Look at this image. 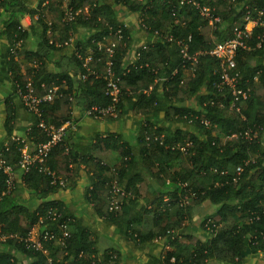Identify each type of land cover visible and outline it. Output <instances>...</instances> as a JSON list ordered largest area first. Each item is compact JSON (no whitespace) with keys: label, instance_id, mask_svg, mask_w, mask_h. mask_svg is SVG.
<instances>
[{"label":"trees","instance_id":"obj_1","mask_svg":"<svg viewBox=\"0 0 264 264\" xmlns=\"http://www.w3.org/2000/svg\"><path fill=\"white\" fill-rule=\"evenodd\" d=\"M195 1L213 9L221 22L210 24L199 8L181 0H38L34 8L21 0H0V51L5 49L10 75V90H0V157L13 171L9 187L0 169V264H119L118 249H98L87 212L99 223L115 219L127 194L140 192L132 185L143 186L144 173L154 178L158 194L130 218L126 234L134 245L158 237L170 241L174 247L163 254L162 264H241L247 255L264 252V64H252L264 53V13L248 40L251 49L235 56L238 86L249 88L238 111L230 107L231 89L221 84L220 61L209 54L243 23L245 5L255 17L257 10L264 11V0ZM123 11L139 18L125 23ZM48 13L57 22H49ZM26 15L33 19L28 25L22 21ZM139 30L149 38L134 48ZM29 38L36 43L28 44ZM105 39L112 40L110 56L100 45ZM177 41L186 44L194 60L182 58ZM19 56L28 62L24 70ZM109 61L120 75V96L115 116L103 120L136 129L137 156L116 130L86 139L77 135L76 114L98 121L85 113L113 104L100 76ZM53 87L55 96L38 105L39 113L24 105V94L42 96ZM16 98L29 115L27 128L21 127ZM41 121L55 128L67 121L75 125L44 163L54 178L39 164L27 171L18 164L23 144L15 138L34 151L47 140ZM247 130L249 140L226 138ZM108 150L116 152L118 164L102 161L101 152ZM78 173L86 176L80 209L58 198L75 188ZM113 178L126 195L116 212L108 210ZM204 201L214 212L198 222L199 234L178 241L181 223ZM172 209L174 221L169 220Z\"/></svg>","mask_w":264,"mask_h":264},{"label":"crops","instance_id":"obj_2","mask_svg":"<svg viewBox=\"0 0 264 264\" xmlns=\"http://www.w3.org/2000/svg\"><path fill=\"white\" fill-rule=\"evenodd\" d=\"M21 1L26 3L32 8L36 7L38 3V0H21ZM65 5L66 2H63L61 7L62 10L65 9L66 7ZM120 18L123 22L131 24L134 20H137L139 18V15L134 14L130 16H124V11H123ZM48 19H50L49 22H57L56 21L57 17L53 13H48ZM22 21L24 24L28 25L30 24V22H33V19H31L29 16L26 15L22 18ZM53 30L54 28L52 29V31ZM148 38L149 37L143 31L139 30L133 36L134 48L142 45L145 42V40H148ZM27 42L30 45L36 43L35 39L33 38H29ZM109 44L110 45L112 44V40L105 39L100 45L107 46ZM18 59L21 64L22 62H24L23 60H25L23 56H19ZM260 63L264 64V53L252 59V64L256 65ZM24 65L25 64L21 65L22 70H24L25 68ZM9 83H10V75L7 71L6 52L4 48H1L0 90H2L1 88H4L6 92L7 90L9 91L10 90ZM0 98L2 97L0 96ZM15 105L19 110L22 111L21 127L27 128L30 124V119H29V115L24 109L23 103L20 100H18V98H16ZM75 113H77V111H75ZM75 116L77 117V125H78L77 135L80 138L86 139L89 137V135L93 133H99L105 129H111L112 131L116 130L118 134L123 135V140L126 143L130 144L132 151L137 156L138 153V147L136 145L137 131L135 128L132 127V125L119 129L120 125L118 124L115 125L107 120L89 121L86 118L81 117L79 114H76ZM125 119L126 118L124 115L122 121H120V124ZM136 119L137 118H133L131 120L132 123H134ZM2 122H3V117L0 113V131L2 130L1 129ZM262 141L264 144V134ZM100 157L102 158V161H104L105 163L111 166L116 165L119 162L117 160L116 152L111 150L101 152ZM136 166L140 167V163H137ZM176 166L177 165H175V167ZM134 171H136L135 168ZM142 177L144 178V183H145L143 186H141L140 182H136L135 185H132L133 188H139L140 192L134 196L132 195L131 192L127 194L126 199L124 201V208L122 211L119 212V214L115 217V219L110 221L107 220L102 223H99L97 218L91 215L90 212H87L88 222L91 231L93 233V236L98 237V249L100 251L110 250L112 248L118 249L121 253L119 264H162L163 254L166 251L173 249L174 247L170 243V241H166V239L161 237L160 238L158 237L153 241L144 245L141 244L134 245V243L128 237V234H126V228L130 218L134 215L139 214V211H142L143 207L146 206V204L152 202L157 197L158 194V186L154 178H152L149 175H146L145 173L144 176ZM85 183H86V176L84 174L78 173V176L76 177L75 188L69 193L68 192L60 193L58 195V198L62 200H67V202L75 204V207L80 209L82 207V202H83V189ZM133 203H135V206H133ZM214 210L215 208L211 206L210 202L208 201H204L201 205L194 207L191 216L189 215V217L185 218L181 223V228H179V232L176 235L177 240L180 242H185L186 235L191 233L193 235L199 234L197 232L198 222L201 219H203L204 216L212 214ZM172 212L173 209L170 210V214H169L170 221H174L176 219ZM165 222H166V218L163 219L161 224L164 225ZM64 230L66 232H69V226H66ZM212 264H217V263L213 262ZM241 264H264V252L247 255L244 258L243 262H241Z\"/></svg>","mask_w":264,"mask_h":264},{"label":"built area","instance_id":"obj_3","mask_svg":"<svg viewBox=\"0 0 264 264\" xmlns=\"http://www.w3.org/2000/svg\"><path fill=\"white\" fill-rule=\"evenodd\" d=\"M181 2L189 3L192 6L199 8L200 15L202 16V18L207 20L210 24L221 22V17L215 15L213 9L199 5V3L196 2L195 0H181ZM263 13L264 11L262 9H259L257 10V14L254 17L253 8L250 5H245L243 11V17H242L243 23L239 26H234L232 29L231 36L223 40L222 42L215 43L211 48V50L209 51L210 55L216 57L220 61L221 84L231 89L232 100L230 107L235 108V110L237 111L239 110L238 103L240 102V100L246 98V96L249 93V88H242L238 86L239 74L238 72L235 71L236 68L235 56L237 51L240 49H244V50L251 49V47L248 44V40L251 37L252 30L256 26L261 25L260 22ZM167 38L169 39L170 37L168 36ZM177 43L179 44L180 47L179 53L182 56V58H186V59L190 58L193 60L195 59L194 57H191L187 54V46L184 42L177 41ZM259 45L260 44L258 43L257 47H259ZM106 49L109 52V56L112 55L113 50L110 47H107ZM86 60H89V58H87ZM91 72L92 74H96L94 70ZM100 76L103 77V79L106 81V94L110 96L113 104L104 109L93 107L90 110H88L85 114L95 119L103 120L106 116H115L114 105L118 101V98L120 96V87H119L120 75L116 74L115 70L113 69L112 61H109L107 62L104 74ZM82 78L85 79V75H83ZM256 79L257 78L254 77V80ZM55 90L56 87H53L51 90H49L46 94L42 96L33 94L30 91L22 96V101L29 110L39 113L38 105L41 102H50L55 96L54 93ZM204 124H207V121H205ZM39 127L46 134L47 140L45 142L38 143L34 151L29 150L27 145L24 144L22 140L15 138L16 142L23 144L22 147L20 148L21 157L18 161V164L20 168L24 171H27L28 168L33 164H39L40 171L54 178V173L50 171L45 166L44 163L52 147L66 137L68 128H74L75 125H73L70 121H67L61 127L55 128L54 126L46 125L43 121H41L39 123ZM238 135L239 137L247 140L251 139L252 137L251 131L247 130L242 134L241 133L237 135L233 134L227 136L226 138L232 139L238 137ZM0 169L7 175V183L8 186L11 187V180L13 173L12 166L9 165L6 162V160L3 159L2 157H0ZM241 170L242 168L238 167L236 169V172L239 173L241 172ZM108 193H109L108 210L110 212H116L121 207L120 198L126 196L125 191L123 187L120 186L113 178V180L111 179V182L109 183ZM63 231H64L63 233L65 234L66 231L64 230V228ZM30 241L33 243V246H35V248L37 249L41 248V244L39 241L37 240L35 241L32 238H30ZM43 252L46 253V250H43ZM171 261H173V259H171Z\"/></svg>","mask_w":264,"mask_h":264},{"label":"rangeland","instance_id":"obj_4","mask_svg":"<svg viewBox=\"0 0 264 264\" xmlns=\"http://www.w3.org/2000/svg\"><path fill=\"white\" fill-rule=\"evenodd\" d=\"M56 31L54 32V34H58L59 32H60V28L58 27V28H56L55 29ZM110 45V44H109ZM24 62H22V64H25L24 66H28V62L26 61V60H23ZM21 64V65H22Z\"/></svg>","mask_w":264,"mask_h":264}]
</instances>
